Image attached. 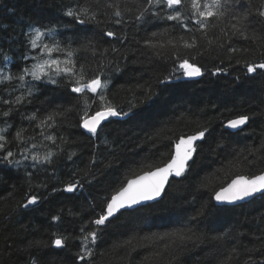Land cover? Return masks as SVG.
Masks as SVG:
<instances>
[{"label": "trees", "instance_id": "16d2710c", "mask_svg": "<svg viewBox=\"0 0 264 264\" xmlns=\"http://www.w3.org/2000/svg\"><path fill=\"white\" fill-rule=\"evenodd\" d=\"M84 2L93 8L100 6L107 14L101 17L104 23L80 25L64 15L69 7ZM105 2L112 0H0V72L16 73L31 63L23 57L29 54L25 33L32 27L55 26L59 38L73 47L91 41L101 50L108 49L104 63L111 59L113 67L118 64L122 69L118 73L106 70L111 80L109 98L124 111L135 105L129 117L105 122L100 138L89 139L90 134L78 127L82 103L66 85H41L31 103L14 106L3 101L14 100L23 90L0 85V112L9 107L18 109L8 118L0 115V127L5 119L12 124L6 133L9 139L16 129L24 127L28 129L26 136H35L28 144H37L32 152L56 151L39 135L35 122L30 125L24 117L37 110L38 115H44L53 109H67L66 119L51 131L69 141L61 145L65 151L54 157L51 165L33 169L30 161L19 168L0 164V264H30L32 259L38 264H84L76 261L79 241L73 239L81 222L100 214L126 177L146 165L162 166L179 137L203 128L208 133L197 143L185 175L171 177L158 201L121 211L112 218L90 264H245L249 257L251 264H259L264 258V196L235 206H218L214 195L232 179L264 171V70L245 74V63L264 60V50L259 44L241 41L238 47L255 50L236 54L232 59L240 63L230 64L224 50L214 49L211 55L205 53L191 61L202 68V77L159 84L158 80L173 70L174 61L167 55H154L143 46V40L152 31H163L168 22L153 18L133 24L138 14L136 0H118L125 9L126 23L113 25L108 22L111 9L103 7ZM241 3L255 12L264 0ZM104 30L127 38L105 37ZM113 48L119 51L112 52ZM81 57L92 61L88 52H82ZM217 67L226 74L211 75ZM149 87L152 99L146 95ZM241 115L250 117L243 130L224 128L229 119ZM10 147L17 152L15 158L22 159L16 144ZM72 151L76 155L69 160L67 155ZM93 158L95 164L91 163ZM73 180L83 187L74 193L63 191ZM30 195H36L38 203L23 208ZM201 211L203 215H199ZM54 216L60 220L54 221ZM189 228L195 236L186 242L175 237L159 239L165 233ZM58 235L68 237L63 248L51 245ZM38 241L46 246H32Z\"/></svg>", "mask_w": 264, "mask_h": 264}, {"label": "snow or ice", "instance_id": "6c2138e0", "mask_svg": "<svg viewBox=\"0 0 264 264\" xmlns=\"http://www.w3.org/2000/svg\"><path fill=\"white\" fill-rule=\"evenodd\" d=\"M138 14L135 15L133 24H144L151 19L168 22L163 31H152L143 40V46L153 50L156 56L167 55L174 61L173 70L169 75L158 80L159 84H170L173 81L183 79L195 80L204 75L202 68L191 61L197 56L205 53L212 54L214 49L225 51L229 63L239 64L237 59L232 57L236 54H243L255 49L247 46H237L241 41H250L252 44H259L264 50V3L255 9L241 3V0H136ZM104 8L111 9V17L108 22L113 25L122 26L126 23L124 19L125 9L121 7L118 0L105 2ZM64 15L73 18L80 25L104 23L102 16L107 15L100 11V6L93 8L91 4L84 2L77 7H69ZM230 21H235L231 23ZM103 36L113 39H126L120 37L116 31L104 30ZM28 55L23 59L30 60L31 63L25 65L19 72H0V85H13L12 91H20V95L14 100H4V104L22 105L25 102L31 103L39 91L41 85L61 86L66 85L69 91L75 94L82 103L78 127L90 134L89 139H99L100 132L107 126L105 122L112 118L129 117V111L118 109L109 98V85L111 80L107 76L106 70L111 68L113 72H120L122 69L118 64L109 60L108 64L104 60L108 57L109 50H101L99 46L91 41L87 45L73 47L71 42L59 38L58 28L55 26L32 27L25 33ZM165 50H168L167 52ZM112 52L119 51L113 48ZM82 52L91 54L92 61L81 57ZM264 55V51H262ZM4 60H8L7 55ZM246 75L254 74L257 70H264V60L259 62H246ZM225 73V69L217 67L211 75ZM26 77L30 79H26ZM138 88L142 86L137 85ZM147 98L152 99L154 93L149 87ZM15 109L9 107L8 110L0 112L4 118L12 115ZM67 109H53L44 115L33 112L24 117L30 123L35 122V128L40 129L39 135L44 141L51 142L56 149L48 148L43 154L32 152L37 147L34 141L35 136L28 137L25 134L28 129L20 127L16 129L15 135L9 139L6 133L12 128V124L7 119L4 126L0 127V164L23 166L24 161H30V166L36 169L38 166L51 165L54 157L64 153L62 144L69 143L63 136H57L51 131L58 128L66 119ZM250 117L241 115L234 119H229L224 127L233 131L243 130L248 124ZM208 133L207 128H203L190 136H181L177 139L169 159L162 166L146 165L139 172H133L130 177L125 178L118 190L106 201V207L95 218L86 219L81 222L79 234L73 239L79 241V251L76 253V261L90 264L94 260V251L100 240L103 229L111 222V218L121 213V210L133 209L146 202L155 201L161 197L170 177H182L189 169V161L193 160L197 152V141H203ZM59 141V143H58ZM15 143L22 159H16L17 152L11 150L10 145ZM107 144V140L104 141ZM76 155L75 151L68 153L67 158L71 160ZM91 163L95 164L93 158ZM31 176V173H27ZM91 183V181H88ZM83 185L76 180L65 185L63 191L74 193ZM257 194L264 196V173L251 177L239 176L232 179L226 187H221L215 193L214 199L219 204H236L246 199L254 198ZM36 195H30L21 206L28 208L38 203ZM203 211L199 215H203ZM54 221H59L60 216H54ZM195 219V217H193ZM195 233L189 228L187 231L180 229L172 233H165L159 237L163 240L175 237L181 242L193 239ZM68 237L58 235L51 241V245L56 248L66 246ZM175 243V241H173ZM34 247H44L43 242H33ZM235 251V250H233ZM252 258L245 264H251ZM30 264H38L36 259H32ZM75 264V262H74ZM259 264H264L262 258Z\"/></svg>", "mask_w": 264, "mask_h": 264}, {"label": "water", "instance_id": "95a60500", "mask_svg": "<svg viewBox=\"0 0 264 264\" xmlns=\"http://www.w3.org/2000/svg\"><path fill=\"white\" fill-rule=\"evenodd\" d=\"M225 128V127H224ZM226 130H229V131H232V132H234L233 130H230V129H227V128H225ZM84 131V130H83ZM199 141H197L196 142V144L198 143ZM190 162V161H189ZM262 173H264V171L262 172ZM170 179V178H169ZM259 194H257L256 196H258ZM255 196V197H256ZM160 198V197H159ZM158 198V199H159ZM157 199V200H158ZM252 199V198H251ZM250 199H246V200H244V201H240V202H237L236 204H232V205H228V204H219V203H217L216 201H215V199H214V201H215V203H216V205H219V206H223V205H227V206H233V205H237V204H240V203H243V202H247V201H249ZM156 201V200H155ZM150 202H153V201H150ZM33 206V205H32ZM29 207H31V206H29ZM126 210V209H125ZM121 211H123V210H121ZM118 214V213H117ZM116 214V215H117ZM115 217V216H114ZM112 219V218H111Z\"/></svg>", "mask_w": 264, "mask_h": 264}, {"label": "bare ground", "instance_id": "6f19581e", "mask_svg": "<svg viewBox=\"0 0 264 264\" xmlns=\"http://www.w3.org/2000/svg\"><path fill=\"white\" fill-rule=\"evenodd\" d=\"M183 93H184V92H183ZM190 93H191V92H190ZM123 118H125V117H123ZM112 119H113V118H112ZM228 131H229V130H228ZM230 132H231V131H230ZM199 142H200V141H199ZM189 163H190V162H189ZM261 169H262V168H261ZM170 178H171V177H170ZM169 180H170V179H169ZM166 186H167V185H166ZM166 186H165V187H166ZM218 191H219V190H218ZM162 194H163V193H162ZM161 196H162V195H161ZM214 196H215V195H214ZM258 196H259V195H258ZM160 198H161V197H160ZM160 198H159V199H160ZM159 199H158V200H159ZM252 199H253V198H252ZM158 200H156V201H158ZM250 200H251V199H250ZM250 200H249V201H250ZM153 202H155V201H153ZM247 202H248V201H247ZM146 203H152V202H146ZM146 203H144V204H146ZM243 203H244V202H243ZM240 204H241V203H240ZM142 205H143V204H142ZM237 205H238V204H237ZM139 206H140V205H139ZM218 206H219V205H218ZM223 206H227V205H223ZM233 206H235V205H233ZM136 207H138V206H136ZM136 207H135V208H136ZM126 210H128V209H126ZM123 211H124V210H123ZM113 218H114V217H113Z\"/></svg>", "mask_w": 264, "mask_h": 264}]
</instances>
